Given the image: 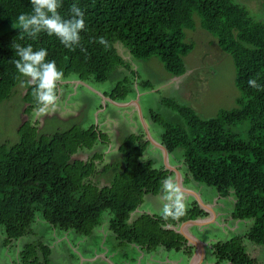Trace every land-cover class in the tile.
Wrapping results in <instances>:
<instances>
[{"label": "trees", "instance_id": "16d2710c", "mask_svg": "<svg viewBox=\"0 0 264 264\" xmlns=\"http://www.w3.org/2000/svg\"><path fill=\"white\" fill-rule=\"evenodd\" d=\"M77 3L84 11L85 30L80 46L66 49L54 36L36 39L12 25L21 13H30V0H0V102L21 89L23 115L36 108L32 86L17 80L12 44L45 48L46 61L54 60L63 80L103 83L114 69H129L115 44L138 61L155 57L164 73L182 76L183 57L191 46L183 41V29L193 25L214 39L217 48L231 57L234 86L239 95L235 107L199 119L188 107L171 102L182 125L169 124L155 114L150 121L161 128L159 143L167 154L181 150L185 175L193 183L212 187L216 194L233 197L232 220H250L243 237L215 242L210 255L215 264H255L244 252L242 240L264 243V90L248 87L256 79L264 88V18L252 17L234 0H62L58 9L69 18ZM23 35V39L21 36ZM105 38L109 47L98 43ZM83 49V50H82ZM126 79L107 94L110 101H124ZM147 88L148 82H142ZM18 91V90H17ZM35 121L24 120L16 128L17 141L0 145V231L4 245L31 233L35 213L52 228L89 236L106 214L107 230L126 244L147 250L162 247L178 251L185 240L166 226H175L206 214L195 201L178 220L140 214L130 219L145 195L163 193L161 182L172 176L144 159L148 142L143 134H129L116 146L119 160L105 162L110 140L106 133L89 126H70L50 135L41 134ZM101 147V150H97ZM91 152L84 160L78 152ZM105 175L98 185L96 176ZM186 248V247H185ZM190 250V249H189ZM49 248L40 242L25 244L18 252L20 264H48Z\"/></svg>", "mask_w": 264, "mask_h": 264}, {"label": "rangeland", "instance_id": "374dc122", "mask_svg": "<svg viewBox=\"0 0 264 264\" xmlns=\"http://www.w3.org/2000/svg\"><path fill=\"white\" fill-rule=\"evenodd\" d=\"M244 6L249 14L256 19L264 18V0H234ZM183 41L191 46L190 51L183 57L185 72L182 76H168L164 73L161 63L150 57L145 61L133 59L115 44L117 53L128 64L125 69H114L103 83L92 80L79 82L75 76H69L67 80L60 81L57 85L58 100L55 110L38 114L33 110L29 115H23L21 101V89L12 92L11 95L0 102V145L12 144L17 141L16 128L24 120L35 121L38 131L43 135H50L57 131H64L70 126H78L85 129L89 126L98 127L106 133L110 145L104 149V161L119 160L115 152L116 146L128 134H143L148 146L143 155L144 159L153 160V167L165 169L163 155L159 148L151 142L159 143L161 128L158 124L150 121L149 114H155L169 124L182 125L181 118L172 111L167 104L171 102L188 107L199 119L205 120L214 117L220 110H230L235 107L234 100L239 93L234 86V68L231 57L222 53L216 46L215 41L198 25L197 17H193V25L189 29H183ZM170 78V79H169ZM126 79L124 85L127 94L124 101H110L107 94L116 82ZM169 80H179L182 88L188 93H181L176 83L164 86ZM142 81L148 82V87L141 85ZM160 87H162L160 89ZM136 102L130 105L129 103ZM148 132L150 140L146 137ZM140 133H139V132ZM101 150V147L99 149ZM108 154V155H106ZM91 152H78L74 158L84 160ZM167 163L175 166L179 176L183 179V187H189L199 193V199L204 205L213 206V214L222 212L213 222L203 227L192 226L190 234L202 243L204 247V260L202 264H215V260L209 255L208 247L212 242H224L234 237H241L251 225L250 220L237 223L230 221L233 197H219L212 187L188 181L185 168L182 166L181 150L177 149L172 154H167ZM173 181V175L170 176ZM98 185L106 184L105 175L96 176L94 179ZM162 193L159 198H162ZM191 204L194 200L199 209L208 213L191 196L186 197ZM144 204H146V199ZM216 202H215V201ZM160 210L165 201L158 200ZM154 215L158 212L156 202L148 203ZM221 206H219V205ZM141 207V206H139ZM222 218V220H221ZM106 214L100 220V224L89 236H82L71 231H61L52 228L40 219L38 212L31 224V233L11 240L4 245V236L0 231V264H20L18 252L25 244L40 242L49 248L48 264H147L150 260L159 259L186 263L185 257L174 250L169 251V256H156L152 253L144 254L128 244L120 248L115 247V241L107 230ZM221 220V221H220ZM224 224H220L223 223ZM177 226V225H175ZM231 228V229H230ZM246 229V230H245ZM247 249L256 248L258 253L257 264H264V243L255 245L244 242ZM167 257V258H166ZM166 258V259H165Z\"/></svg>", "mask_w": 264, "mask_h": 264}, {"label": "clouds", "instance_id": "9594fccd", "mask_svg": "<svg viewBox=\"0 0 264 264\" xmlns=\"http://www.w3.org/2000/svg\"><path fill=\"white\" fill-rule=\"evenodd\" d=\"M30 5L31 12L21 13L16 23L12 25L18 28L20 33L32 39H36L41 33L49 37L54 36L66 49L73 51L80 46V33L85 30L86 24L84 11L77 3L70 5L69 18H64L58 11L62 0H30ZM23 38L22 35L21 39ZM98 43L105 48L109 47L108 41L103 37L98 39ZM12 48L17 57L12 60L18 74L16 79H23L32 86L31 95L36 104L35 111L38 114L47 113L49 110L54 111L58 100L57 85L63 80L64 73L57 69L54 60L46 61L48 52L45 48L34 50L30 44L21 46L16 43L12 44ZM247 84L248 87L258 91L264 90L256 79H249ZM161 189L164 193L162 198L165 201L161 209L162 220H178L185 215L183 194L171 177L162 180Z\"/></svg>", "mask_w": 264, "mask_h": 264}, {"label": "crops", "instance_id": "0c3cea01", "mask_svg": "<svg viewBox=\"0 0 264 264\" xmlns=\"http://www.w3.org/2000/svg\"><path fill=\"white\" fill-rule=\"evenodd\" d=\"M119 69H123L124 70V68H119ZM126 70V69H125ZM126 71H128V70H126ZM169 76V75H168ZM172 77H174V76H172ZM180 76H178V77H176V79L177 78H179ZM170 79V78H169ZM65 82V81H64ZM142 82H145V81H142ZM142 82H141V84H142ZM147 82V81H146ZM171 83H176L177 84V88H178V90L181 92V93H187L186 92V90L185 89H183L182 88V83L179 81V80H169V81H167V83H165V85L164 86H167V85H170ZM162 87H160V89H161ZM188 94V93H187ZM57 95H58V92H57ZM108 98V97H107ZM130 105H132V104H134V102L133 101H131L130 103H129ZM96 128L97 129H99L97 126H96ZM139 132V131H138ZM140 133V132H139ZM141 134V133H140ZM129 135V134H128ZM128 135H126V136H128ZM134 135H138V134H134ZM147 148V147H146ZM173 167H175V166H173ZM183 179H181V184L183 183ZM188 181H191L190 179H188ZM182 186H183V184H182ZM185 189H188V190H190L189 189V187L187 188V187H184ZM191 192H193V193H195L198 197H199V193H197V192H195L194 190H190ZM183 194V193H182ZM162 195V193L161 194H158V195H156V196H151V195H145L144 197H143V201H145L144 199H146V204H144V202L142 201V203L139 205V206H141V207H138L133 213H131V215H130V219H134V218H136L137 216H139L140 214H143V213H145V214H149V215H153V212L154 211H152L150 208H148V209H144V208H146V206H148L149 207V204L148 203H154V202H156V209H158V211H156V212H158L157 213V215H159V214H161V210H160V203H159V201L158 200H161L162 198H159V196H161ZM187 196H189V195H187V194H183V202H184V204H185V208H189L190 206H191V204L188 202V200H187ZM215 201V200H214ZM193 202V201H192ZM216 202V201H215ZM145 206L144 208H143V206ZM214 205H217V203H215V204H213V205H209V204H207V206H209V207H211V209L213 210V206ZM219 205V204H218ZM220 206V205H219ZM221 207V206H220ZM232 208V207H231ZM222 215V212H217V214H215L214 213V220L217 218V217H220ZM200 218H202V219H207V218H209V216H207V214L205 215V216H203V217H200ZM230 221H236V224H232V226L231 227H234L235 225H237V223H240V222H242L243 223V221H238V220H232L231 219V217H230V213H229V218H228ZM213 220V221H214ZM221 220H222V218H221ZM220 220V221H221ZM223 222V221H222ZM220 224H224V222L223 223H221L220 222ZM179 225V224H178ZM192 226H187L186 228H184V230H185V232H188V233H190V229L189 228H191ZM249 227V226H248ZM166 228V227H165ZM168 228V227H167ZM166 228V229H167ZM168 229H170L171 230V228H168ZM231 229V228H230ZM246 230V229H245ZM244 235V234H243ZM243 235H241V237H243ZM112 239H114V241H115V247L116 248H120L121 246H123L124 244H126V243H124V242H121L120 240H117V239H115L114 238V236L113 235H111L110 236ZM244 242H246V240H242V247H243V250H244V252L249 256V258L251 259V260H253L254 262H255V264H257V258H258V253H257V251H256V248H253V249H247L246 247H249V245H247V246H245L244 245ZM201 244L202 245H204V247L206 246V244L205 243H202L201 242ZM211 244H213V242L211 243ZM211 244H209V246H207L208 247V251H209V255H210V246H211ZM128 245H130V246H133L138 252H139V254H140V256L142 257L144 254H149V253H152L153 255H156V256H164V254L165 255H167V256H169V251H165L162 247H156V248H154L153 250H147V249H145L144 247H140V246H137V245H135V244H128ZM186 247V248H185ZM204 247H203V260H204ZM190 249V250H189ZM177 253H179V254H182V256L183 257H185V260H186V263H178V262H175V261H168V260H165V262L163 263L162 262V260L161 259H159L158 261H157V259L155 260V261H153V260H150V262H146L147 264H187V262H188V260H189V258L191 257V255H192V253L194 252V248L192 247V246H188L187 245V243L185 242V244L183 245V247H181V249H179L178 251H176ZM167 258V257H166ZM165 258V259H166ZM106 261H108L110 264H111V262L109 261V260H106ZM203 262V261H202ZM124 264H127V263H124Z\"/></svg>", "mask_w": 264, "mask_h": 264}, {"label": "water", "instance_id": "95a60500", "mask_svg": "<svg viewBox=\"0 0 264 264\" xmlns=\"http://www.w3.org/2000/svg\"><path fill=\"white\" fill-rule=\"evenodd\" d=\"M134 104L136 105V107L138 109L136 102H134ZM144 130L146 133V137L150 140L147 130L146 129H144ZM151 142L154 144V146H156L157 148H159L161 150L162 155H163L164 168L168 172L172 173V175L174 177V182L180 188L181 192L183 194L191 195L192 198H195L196 202L202 208H204V210H206V212L208 213L209 218H207V219L196 218L193 220L184 221L177 226L168 227V228H171V230H173L175 233L179 234L185 240V242L187 243L188 246H192L194 248V252L192 253L191 257L189 258L187 264H202L204 245H202L200 241H197L190 233L185 232L184 228H186L187 226L203 227L207 224H210L214 220L213 219L214 218L213 211H212L211 207L202 204L199 197L195 193H193L190 190L182 187L181 178L179 176V172H178L177 168L170 166L167 163V152H166L165 148L160 143H156L153 141H151Z\"/></svg>", "mask_w": 264, "mask_h": 264}]
</instances>
